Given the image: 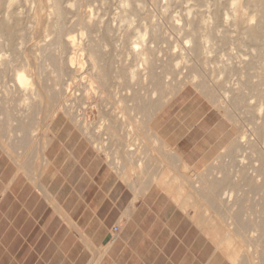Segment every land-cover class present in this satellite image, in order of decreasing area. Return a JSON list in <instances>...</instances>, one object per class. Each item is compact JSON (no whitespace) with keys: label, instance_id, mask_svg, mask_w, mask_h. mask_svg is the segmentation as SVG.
<instances>
[{"label":"bare ground","instance_id":"bare-ground-1","mask_svg":"<svg viewBox=\"0 0 264 264\" xmlns=\"http://www.w3.org/2000/svg\"><path fill=\"white\" fill-rule=\"evenodd\" d=\"M161 1L0 0V125L2 126H0V132L3 136L4 131L8 132L11 130L10 128L15 127L14 144L16 143L15 147L18 150L16 157L20 156V161L24 157L26 162L24 160L22 162L26 165L28 164L27 159L28 161L29 158L32 160L28 169L32 170L34 184L37 188H40L39 179L48 165L45 151L51 139L45 134L47 131L50 132L49 127L58 113H66L67 106H72L73 103H68L69 98L74 87L82 79L85 62L89 64V68L85 72L87 77L97 83V87L93 86V81L90 85H85L86 93L91 92L95 96L96 91H101L107 100L115 95L112 91H105L110 86L111 74H127L128 84L139 85L148 79L153 88L151 93L153 96L146 103L142 102L140 107L144 117L150 119V114L166 104L176 92L175 87L167 91L166 78L171 74L179 76L181 73L203 77L201 73L208 72L206 69L211 67L208 61L211 57L210 54L218 49L221 55L227 57V61L223 62L221 67H216L219 73L246 74V78L230 99L225 95V93L228 94V90L225 92L221 87L220 80L224 79L220 77V74L221 79L215 80L214 88L221 87L223 91L220 95L223 94V99L228 101V104L233 108L246 111L250 115L247 117V119L250 117L248 119L250 122L261 120L255 130L251 128V125L249 132H253L251 129L254 130L255 139L259 138L257 142H260L259 146L262 145V147L257 149L254 142L249 144L252 157H254L249 162L250 164H245L247 158H251L247 155L250 153H245L247 156L242 153L247 157L246 159L239 153V159H245L242 161L244 163H239V165L242 163L245 166L238 165L240 171H245L246 165H249L247 169H250L251 172L243 173L242 171L240 173L243 174L239 177L241 181L239 178L237 179L250 188L253 194L262 192V187H264V0H163V3ZM183 3L185 6L182 7ZM97 4L100 7L105 5L106 13L103 14L101 9L96 6ZM148 4L157 7L162 11L161 14L167 10L170 11V7H174L171 9L176 11L175 8L181 7L180 10L185 13L180 15L181 17L176 14L178 18L176 15L174 17L172 13V16L166 17L167 23L170 22L169 30H173L170 34L165 31L167 28L164 29L160 25L161 22L158 23L157 19H153L155 15L150 13ZM99 9L102 15H99ZM165 14L164 27H167L169 24L165 21ZM105 15L107 17H104ZM180 34L182 35L181 41L188 38V41H185L189 42L187 50H185L187 54L175 50L178 47L176 42L180 39ZM172 35L177 39L176 42L174 40L176 45L173 47L170 45L174 43L171 39ZM184 35L186 39H183ZM29 41L30 44L32 43L30 48ZM162 44L167 46L160 47ZM212 49L213 51H211ZM160 53H163V56L159 55ZM217 53L219 54L218 51ZM186 57L192 63H189L188 67H184L187 62L184 65L185 61H183L184 70L183 67L180 68L181 59L179 60V58L184 60ZM178 61H180L179 64ZM208 65L209 67L206 68ZM182 69L184 72H181ZM212 69L214 68L212 67ZM212 69L211 72L218 73L217 70ZM214 76L215 74L212 75L213 80ZM203 79L199 86L201 89H205V93L208 92L207 96L210 95L213 98L217 91L212 93L214 91L210 90L212 93L210 94L208 85L206 86L208 80ZM210 86L209 88H212ZM83 97L84 103L90 104L92 107L95 105V102H86L85 95ZM134 99L135 102H133L136 104L137 99ZM114 106L118 107L114 109L120 113L119 121H126L128 115L123 108H120L123 106L121 104H114ZM80 117L78 121L83 125L85 113ZM241 128L243 129V126ZM238 135L240 142H244V138L248 137L243 132ZM1 146L3 147V144ZM241 146L245 147L246 145ZM8 148L13 150L10 146ZM242 150L240 149V152H243ZM244 167L245 170H241ZM28 169L27 171H31ZM221 173V179L209 181L207 201L210 206L215 202L225 204L222 205V209L228 213L233 204H238L239 199H235V202L233 196L237 195L235 194L237 191L242 190L243 185L239 189L240 183L237 181V184L236 175H234L235 178H232L236 183L231 182L229 168H223ZM236 173L238 176L239 171ZM40 192L47 195L43 190ZM259 198L260 202L256 209L259 213L258 219L251 218L252 221L256 219L255 222L253 221V228L254 235L257 232V238H251L254 239V242L256 240L254 250H249V244L246 245L245 242L243 244L232 243L230 240V232L234 228L230 229L227 226L229 221L231 226L235 222L234 225L238 232L248 227L245 223L247 220L251 221L249 217L246 218L247 220L244 218L243 220L240 210H231L234 212L229 218H232L233 222L230 219L225 224L226 222L223 223L224 219L222 226L218 225V216L211 215L206 223L202 222L205 233L213 242L212 244H215V249L217 248V251L230 264L240 263L239 257L242 253L245 257L244 264H250L252 261H255L252 264H264V190L262 194L260 193ZM231 202L232 204H229ZM227 204L232 205L229 206V210ZM224 206L225 208H223ZM239 206L240 204L237 205V207ZM250 208L253 209L254 206ZM227 213L225 214L227 215ZM252 231L249 230V232ZM250 235L246 237L250 238ZM250 251H254L253 254H249Z\"/></svg>","mask_w":264,"mask_h":264},{"label":"crops","instance_id":"crops-1","mask_svg":"<svg viewBox=\"0 0 264 264\" xmlns=\"http://www.w3.org/2000/svg\"><path fill=\"white\" fill-rule=\"evenodd\" d=\"M51 129L40 188L0 178V264H226L181 203L190 189L183 170L203 168L232 136L203 95L184 87L147 121L152 142L174 158L164 166L136 156L129 129L123 152L109 158L105 141L114 135L82 127L79 137L58 118ZM174 168L171 185L164 175ZM24 187L30 193L20 198ZM41 190L45 198L34 193Z\"/></svg>","mask_w":264,"mask_h":264},{"label":"rangeland","instance_id":"rangeland-1","mask_svg":"<svg viewBox=\"0 0 264 264\" xmlns=\"http://www.w3.org/2000/svg\"><path fill=\"white\" fill-rule=\"evenodd\" d=\"M162 1H161V3H163ZM96 6L101 9L103 14L106 13L105 12V5H101V7H100L97 4ZM147 6H148V9H149L150 13H153L152 14L153 16L155 15V17H153V19L154 18L157 19L156 21L158 23L161 22L160 25L164 29L167 28L165 31L166 32H170V34L172 33L171 32L172 29L169 30V28H170L169 27L170 26L169 23L170 22L167 23V18L169 17L168 15H171V13H172L173 16L178 14L179 17H181L185 13V11L183 12L182 10H180L181 7L180 8H175V9H177V11L174 10V9H171V8H174V7H170L169 8L170 11L167 10L165 12V13H169V12L170 13L166 15L165 13L161 14L162 11L157 9V7H155V6H152L151 4H148ZM183 6H185V4L182 5V7ZM100 9L98 10V13H99V15H102ZM155 9H157V10H155ZM171 10H172V12H171ZM174 11L177 12V13H175ZM178 11H179V13H178ZM164 14H165V19H166L165 21H166L167 24H169L168 26L165 25L167 27H164V23H165L164 20H163L164 19ZM107 15H108V13H107ZM107 15H105L104 17H107ZM178 15H176L177 16L176 18H178ZM179 23H180V21H179ZM175 35L178 36L179 34H175ZM176 36L172 35V38H171L173 40L172 42H174V40L176 42V40H177ZM180 37H182V35L179 36V38ZM184 38H185V35H184L183 39ZM181 40H182L181 38L177 40V42L178 41L180 42V43L178 42L179 44L176 42L177 45L175 44V42L174 43L171 42L172 44H170V45L172 47L175 46V45L178 46L177 49H175L177 52L181 51L182 53L187 54L186 53L187 51H185V50H187V46H188L189 42L187 43L185 41L186 40L188 41V38L186 40H183V41H181ZM30 41H29V48H30V46L32 44V43L30 44ZM32 41H34V40H32ZM163 45L164 44H162V46H160V47H163ZM151 46H153V45H151ZM165 46H167V45H164V48H165ZM153 48H154V46H153ZM179 49H182L184 52L182 50H179ZM216 50L219 52V54L217 53ZM211 51H213V49ZM162 54L163 53H160L159 55H162ZM7 55H8V53H7ZM210 56H211L209 58L210 60L208 59V61L211 64V67H210V69L208 68L209 65H210L209 64L206 67V68H208V69H206V70H208V72L207 71H203L201 73L203 75V77L201 76L202 78L200 76L197 77L196 75H190V74H184V73H181V75L179 74V76L177 75L178 77L175 76L176 74L175 75L171 74L170 75L171 77L169 76L165 80L166 84L168 83L166 85V89L168 91L169 89H172L173 87H175L174 89H175L176 92H174L175 93L174 95H176L184 87H190V88H193L194 90H196L198 93L203 95L212 104V106L214 108H216L222 114V116L228 121V123L231 126L232 136H231V139L229 140V142L221 150H219V152L203 168H201L200 170L195 171V172H193L191 170H189V171L187 170L185 172L183 170L184 178L186 179L187 184L190 186L189 191H187V192L186 191H182L184 193L181 195V199L184 197V199L186 200V205H184L183 202H181V200H179L176 197L175 193H174V197H175V200L178 203L179 202L182 203L183 209L186 211V213L187 214H191L192 219L195 222V224L198 225V226H202V227H203L202 222L206 223L207 219L211 215L219 217L218 225H220V226H222V222H223L224 219H225V221L223 223L226 222L225 224H227V221H229L230 219H231V222H233V219L229 218L230 215H232V213L234 211L240 210L239 212L241 213V216H242L241 218L242 219L243 218L246 219L247 217H249V220H251V221H248L246 219L247 221L245 223L247 224L248 227L244 228L243 231L240 230V232L236 231V228H235L236 226L234 225L235 222H233L232 226H231V225H229L230 224V221H229L227 226H229L230 229L234 228V230L232 232H230V235H231V239L230 240H231L232 243L235 242V243L243 244L245 242L244 244H246V243H247L246 245L249 244L248 245L249 248H250L249 250H251V249L254 250L255 249V245L254 244H255L256 240H255V242L253 240L255 239V237L257 238V232H256V235H254L255 234V230H254L253 227H254V222L256 221V219H253V221H254L253 222L251 218H254V217L257 218L259 216L258 215L259 213H257L256 209H257V204L260 202V198H259L260 197V193L261 194L263 193V190H264L263 188L264 187H262V190H261L262 192H260L259 194H256V193L253 194L250 191V188H248L242 182H240L241 178H239L241 176V174H243L244 172L245 173H250L251 172L250 169H247V167L249 165H246V170H245V167L241 168V170L242 169L245 170V171L242 170L243 173H240L242 171H240L238 165H239L240 162L245 161V159L247 158V157H245V155L247 153H250V154H247V155L251 156V158L248 157L247 161H245L247 163H245V164H248L254 158V157H252L253 156L251 154L252 151L249 148V144L250 143L254 142V144H255L254 146L257 149H260L262 147V145H260L261 147L259 146L260 142H257V140L259 138L255 139L254 135H256V133H253L254 130H255V127L257 125H260L261 120L257 119V121L250 122L248 120V119H250V117L247 119L249 114H247L246 111H244L243 109H238L237 110V108L236 109L233 108V106L228 104L229 103L228 101L226 102L223 99V97H222L223 94H222V96L220 95V93H222L221 91H223V90H221V87H222V89H224L225 92H227V90H228V92H227L228 94L225 93V95L227 96V98L230 99V97H232L233 93H235V91L239 88V86H241V83L243 81H245L246 74H220L218 69H216V67L217 66L221 67L227 61V57L225 55H221L220 51L218 49H215L210 54ZM180 59H181L180 68H182L185 65L186 62L187 63H186V65L184 67H188V64L192 63V62H189V59H187V57L184 60H182V58H179V60ZM183 61H185V62H183ZM179 62L180 61H178V64H179ZM182 62L184 63V65L182 64ZM174 63H175V60H174ZM176 64H177V62H176ZM184 67H183V69L185 70ZM212 67L215 70H217L218 73H216V71H215V73H214V71L211 72L210 70L212 69ZM88 68H89V64L85 62L84 66H83V72L84 73L82 75V79L74 87V89L72 91V95L69 98V102L68 103H71V104L73 103L72 106H67L66 113H63V112L58 113V115L55 117V119L58 118V119L66 120L68 122V124L71 125L72 129L76 132V134L80 137V134H82V130L83 129H82V126H81L82 125L81 122H79L78 120H80V118H81L80 115L85 113V122L83 123V125H84L83 128L85 129V131L88 132L89 129H90L91 131L105 132L107 134V138H109L112 135H114L112 138H110L109 140L105 141L106 144H107L106 148H108L107 150H108V153H109V155L104 156L105 158H109V156H112L113 154L114 155H119L121 152H123V146L126 144V141H125L126 140V138H125L126 137V130L129 129L130 133L127 135V138L130 139L132 144L135 145V147H136V156H141V157L144 156L146 162H148V161L157 162V160H158L160 162L161 166L165 165V163H166L165 159L173 161L174 158H173V156L171 154V151L165 145H163L162 148H161L160 144L158 142H155V141L152 142V139L150 137L151 133L149 131H146V123H147L146 121L149 119V117H147V118L144 117V115L142 113L143 110H141L140 106L142 105L141 104L142 102L146 103V101H148L149 99L151 100L152 96H153V94L151 96L153 88H152L150 82L148 81V79H145L139 85H137V84H128V82H127V74H111V78H110V81H109L110 86L107 89H105V91L106 92L112 91V92L115 93V95L113 97H111L110 100H107L105 95H104V93H102L101 91H96L95 96L91 92H87L86 93L87 87H85V85H88V84L90 85L92 81H93L92 82L93 86L97 87V83L94 82V80H92L91 78H88L86 73H85ZM183 69L181 70V72L182 71L184 72ZM214 69H212V70H214ZM206 74H209L211 76L206 75ZM214 74H215V76H214V80H213L212 79V75H214ZM219 74H220V77H223L222 79H224V80H220L221 84L224 85V86L221 85V87H219L218 89L215 87L216 88L215 89L214 88L215 80L217 81V79H221L219 77ZM197 75H199V74H197ZM216 76L219 77V78H217ZM67 77H69V76H67ZM215 77H216V79H215ZM203 78H205V81L208 80L206 82V83H208V84H206V86L208 85V89H209L210 94L215 93L217 91L215 94H217L218 98L215 97V94H214L213 98L210 95L207 96L208 92L205 93V91H204L205 89L204 90H203V88L201 89V87L199 86V83H200L201 80H204ZM211 80H212L213 84H212V82H209ZM226 80H228V81H226ZM205 81H202V82H205ZM220 81L218 80V82H220ZM222 82H224V83H222ZM226 83H227V85H226ZM210 84H211V86H210ZM230 84H231V86H230ZM209 86L212 87V88H209ZM177 87H179L180 89L177 88ZM228 87H231V88H228ZM210 90H212L214 92L211 93ZM84 95H85V98H86V102H91V103L95 102V105L93 107L90 104H86V103L83 102V98H84L83 96ZM174 95L171 98H173ZM131 98H133V99H131ZM134 98L137 99L136 100V104L134 103L135 102ZM154 98H155V94H154ZM223 101H224V103H223ZM138 103H139V105H137ZM114 104H121L123 106V107H120V108H123L124 111L128 115V119H126V121H123V122L119 121L120 113L118 112L117 109L116 110L114 109V108H118V107L114 106ZM163 106H161V107H163ZM222 107H223V109H221ZM160 108L155 110L152 114H150V117H152L155 113H157L160 110ZM263 114H264V112H263ZM245 115H246V117H245ZM70 119H73L74 121H71ZM249 123H250V125H249ZM252 123H254V124H252ZM128 125H129V127H128ZM242 126H243V129L242 128L240 129V127H242ZM250 126H251L252 129H254V130L251 129V131H253V132H249ZM50 127H49L50 132L47 131L45 135L48 138L50 137L51 140H53L52 129ZM14 128L15 127L10 128L11 130L8 131V132H5V131L3 132L4 139H3V136L1 134L2 132H0L1 137H2V139L0 137V178H1V181L2 182L7 181L9 179L10 175L13 174L15 176L14 182L17 184V188L20 189L23 184H30L35 189H37V186L34 184V176H33L32 170L28 169L30 167L31 163H32V160L29 158V161H28V159L26 158L27 159V163H28L27 164L28 166H27L26 164H23L24 161L26 162L24 157H23L24 161L22 160V158H21V161L19 160L20 156L18 158L16 157V155H18V153H17L18 150L15 147L16 143L14 144V142H15L14 137H15V134H16ZM239 130L241 132L245 133L246 134L245 136H248V137L244 138V142H240V139H238V138H240L238 133H241ZM0 131H1V128H0ZM10 137H12L13 139H11ZM83 140H85L86 143H90V145L93 146L94 148L96 147V145H99L100 143H102L101 140H97L98 142H95V139L94 140H92V139H87L86 140V139L83 138ZM245 140H246V142H245ZM248 140H249V143H247ZM148 142L149 143L152 142V144H153L152 146L153 147H151V145H149ZM246 143L248 144V146H247ZM2 144H3L4 148L1 146ZM8 145L10 146V148L13 149L12 150L13 152L11 151V149L9 150V148H8L9 146ZM241 145H243V146L246 145V146L242 147ZM240 149H243L242 150L243 152H240ZM14 150L15 151L17 150V151L15 152ZM247 150H248V152H247ZM9 152H11V153H9ZM95 152H97L99 154H102V155L105 154L103 150H99V151L95 150ZM143 152H144V154H143ZM239 153L241 154V156L245 157L244 160H240L239 159L240 158ZM242 153L243 154L246 153V154L243 155ZM228 154H230V155H228ZM12 157L15 160H13ZM27 157H29V156H27ZM17 162H19V163H17ZM116 163L118 164L119 161L116 160ZM242 163H244V162H242ZM242 163L240 165L241 166H245V164H242ZM225 167L229 168V170H230L231 182L233 183V181L235 182V180H236V182L238 181L240 183L239 184L240 185L239 189H241V185H243L242 190H239V192L238 191L236 192V190H235V192H236L235 194H237L236 195L237 197L234 195V192H233V195L236 197L235 198L233 196V199L234 200L235 199L236 200L239 199V202H241V203L238 202V204H240V206L237 207V205H238L237 203H236L237 205H234V204H233V206L229 205V204H232V202L227 204L226 206H227L228 210H229V206H232L229 211L227 210L228 213L224 212V210L222 209V205H225V204H223V203L219 204V202H217L219 204L218 205L215 202L214 204H212L210 206L208 204V201H207L208 190H209V181L210 180H219V179H221L222 178L221 171ZM20 168H21L22 171L19 170ZM27 169L31 170V171H27ZM236 169L239 171L238 176H237V173H236L238 171ZM170 171L172 173L168 172V174H166L164 176H166V179L171 183V185H174V182H173L172 178L175 175L178 176V168H177V170H176V168H174L173 170H170ZM246 171H249V172H246ZM30 172H31V174H29ZM234 175H236L235 176L236 178L234 177ZM41 177L39 179V183L42 182V178ZM179 178H181V177H179ZM232 178H235V180L232 179ZM237 178H239L240 181ZM182 182H183V179H180L179 183H182ZM238 182H237V184H238ZM235 183H233V184H235ZM218 189H220V188H218ZM18 193H19V197L20 198H25V197H27V195L30 192L24 187L23 190L18 191ZM34 193L37 196H39V197L45 198V196L40 191H35ZM179 194H181V193H179ZM257 195H259V196H257ZM178 197H180V196H178ZM7 198H9V196H7ZM236 200H235V202H236ZM255 201H257V202H255ZM253 206H254V208H253ZM250 207H252L253 209H251ZM223 208H225V206ZM238 208H240V209H238ZM249 209H251L252 211L249 210ZM231 210H234V211L231 212ZM250 211L253 213V215H252V213ZM225 213H227V215L229 213L230 214H229V216H227ZM248 214H250L251 216H249ZM197 219H199L201 222L199 223L197 221ZM249 230H251V231L253 230V231L249 232ZM247 232L252 234V235H250L248 233V235L251 236L250 238L246 237V236H248ZM252 237L254 238L253 240L251 239ZM212 243L213 242L211 241V244ZM213 245H215V244H213ZM248 246H247V249H248ZM251 246H252V248H251ZM247 249H245V250L247 251ZM216 251H217V248H216ZM250 252H252V253H250ZM250 252H248V253L249 254H253L254 251H250ZM244 260H245L244 253H242L240 255V257H239V262L240 263H235V264H242V263L244 264ZM225 262H226V264H229L228 263L229 261L227 259L225 260ZM254 262L252 261V263H254ZM252 263H250V264H252Z\"/></svg>","mask_w":264,"mask_h":264},{"label":"built area","instance_id":"built-area-1","mask_svg":"<svg viewBox=\"0 0 264 264\" xmlns=\"http://www.w3.org/2000/svg\"><path fill=\"white\" fill-rule=\"evenodd\" d=\"M114 233L117 232V227L113 228Z\"/></svg>","mask_w":264,"mask_h":264}]
</instances>
